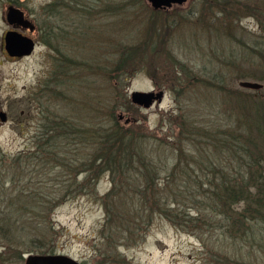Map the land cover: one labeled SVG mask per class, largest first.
Masks as SVG:
<instances>
[{
    "label": "rangeland",
    "instance_id": "374dc122",
    "mask_svg": "<svg viewBox=\"0 0 264 264\" xmlns=\"http://www.w3.org/2000/svg\"><path fill=\"white\" fill-rule=\"evenodd\" d=\"M201 1L186 0L182 4L154 8L148 0H0V110L7 113V120L0 122V174L7 173L10 157L33 147L40 113L42 116L44 111L64 114L66 108L72 113L77 104L85 115H94L104 122L109 118L111 92L118 95L119 91L116 98L119 101L123 93L131 100L134 90H163L159 103L148 108L138 105L139 110L133 112L119 101L115 112L126 127L131 119H140L141 131L148 136L144 139L150 157L147 159L152 158L161 168L158 179L163 186L166 171L175 165V149L181 147L186 157L191 154V148L196 149L188 134L178 141L181 129L177 125H181L182 114L190 115L188 123L198 124L202 130L211 122L227 123L231 113L235 115V103L225 99L218 78L224 81L221 85L241 98L264 99V58L260 54L264 53V0H241L242 6L236 7L237 3L233 2L236 5L230 8L213 6L212 9L204 7ZM57 2L66 11L63 21L58 12L54 14L56 10L50 11ZM9 6L25 11L38 26L34 32H25L36 40L33 52L15 61L4 48L5 32L18 30L6 18ZM81 7L86 9L85 15L80 14ZM61 26L69 33L61 30ZM49 27L52 32L47 40L51 42L47 44L44 31ZM150 31L161 54L154 62L135 63L137 69L132 67L133 71H126L121 77L102 78L103 74L95 77L98 63H111L119 56V48L149 40ZM65 60L81 62L83 67L76 65L64 76L61 70L62 64L67 63ZM153 75L158 76L155 77L158 82ZM242 80L258 81L263 86L245 87L240 84ZM48 85L51 88L46 90ZM63 93L74 97L66 107ZM101 98L105 103L98 110H90V105ZM193 108L195 113L189 114ZM42 175L40 184L43 182L41 186L46 187L49 175L45 172ZM26 176L33 177L30 173ZM36 177L40 179V175ZM36 177L29 183L32 187ZM25 178L13 183L15 190L24 187ZM111 185L109 174H104L95 191L58 203L48 219L37 213L38 209L35 213L31 207L25 210L21 220L49 222L46 237L42 241V226L33 236L24 237L25 242L20 237L17 241L0 238V264H25L27 255L36 253L65 254L83 264H103L97 250L105 218L100 196ZM219 232L213 237H219L216 236ZM143 233L142 238L121 242L118 249L133 264H206L208 251L202 241L176 227L160 212L154 213ZM46 238L50 243L45 246L52 247L50 252L33 250L26 244L27 240L42 241L37 249L44 248Z\"/></svg>",
    "mask_w": 264,
    "mask_h": 264
},
{
    "label": "trees",
    "instance_id": "16d2710c",
    "mask_svg": "<svg viewBox=\"0 0 264 264\" xmlns=\"http://www.w3.org/2000/svg\"><path fill=\"white\" fill-rule=\"evenodd\" d=\"M233 2L237 3L236 7L244 5L241 0L201 1L209 9L230 8L236 5ZM80 11L85 15L86 9L81 7ZM147 37L149 40L136 46L119 48V56L111 63H98L95 77L98 74L108 79L121 77L126 71L131 72L132 67L136 70L142 62H154L161 55L160 49L152 41L151 31ZM260 54L264 58V53ZM66 62L61 70L64 76L76 65L83 67L81 62ZM155 77L158 76L153 75L158 82ZM222 81L218 78L219 89L223 90L225 99L235 103V115L229 113V122L218 125L211 122L202 130L198 124L188 123L190 115L182 114L181 125L179 122L177 125L181 129L178 141H183L188 134L196 149L191 148L187 157L181 147L175 149V165L166 171L163 186L159 180L161 168L152 158L147 159L150 157L144 139L148 136L141 131L140 119H131L126 127L115 114L119 101L128 110H139L124 93L119 101L116 100L119 91L118 95L109 94L111 108L108 121L104 122L94 115H85L76 102L72 113L67 108L64 114L44 111L42 116L40 113L33 147L10 157L7 173L0 174V238L17 241L20 237L25 242L24 237L33 236L43 226V241L49 222L21 220L25 210L31 207L35 213L38 209L37 213L48 219L58 203L95 191L99 179L109 174L112 185L100 196L105 218L97 250L103 264H133L118 249L121 242L142 238L155 212L167 216L176 227L202 241L208 251L206 264H264V99L241 98L221 85ZM66 83L64 80L63 84ZM63 95L66 107L74 97ZM97 103L89 109L98 110L105 99ZM195 111L193 108L189 114ZM44 172L49 175L46 187L41 186L43 182L40 184ZM27 173L33 177L40 175L34 187L29 185L34 181ZM23 176L26 177L24 187L15 190L13 183ZM217 231H220L216 234L219 237L214 238ZM42 241L27 240L26 244L33 250L50 252L52 247L45 246L50 243L47 238L44 248L37 249ZM19 256L22 258L21 253Z\"/></svg>",
    "mask_w": 264,
    "mask_h": 264
},
{
    "label": "water",
    "instance_id": "95a60500",
    "mask_svg": "<svg viewBox=\"0 0 264 264\" xmlns=\"http://www.w3.org/2000/svg\"><path fill=\"white\" fill-rule=\"evenodd\" d=\"M154 8L170 7L174 3L182 4L186 0H148ZM6 18L9 23L22 21L24 18L23 10L9 6L6 11ZM5 48L11 55H27L30 54L34 48L33 38L26 34L15 30H7L4 34ZM240 84L249 88H261L263 83L251 80H242ZM164 96V91L159 90H134L131 92L130 97L133 103L148 108L154 103L161 102ZM122 117V115L120 116ZM7 120V113L0 110V122ZM25 264H83L77 259L65 254L47 253V254H29L26 257Z\"/></svg>",
    "mask_w": 264,
    "mask_h": 264
},
{
    "label": "flooded vegetation",
    "instance_id": "af4514ba",
    "mask_svg": "<svg viewBox=\"0 0 264 264\" xmlns=\"http://www.w3.org/2000/svg\"><path fill=\"white\" fill-rule=\"evenodd\" d=\"M55 6H52V7H55V8H53V9H51L50 11L52 12V10H56V12H54V14L55 15H57L58 14V16L59 15H61V21H63L64 20V18H63V15L65 14V12L66 11H64L63 9L61 10V8H59V3L57 2V4L55 3L54 4ZM62 5V4H61ZM24 12V18H23V20L22 21H17V22H14L13 23V26H14V28H17L18 30H21L22 32H24V34H26L25 32L26 31H35V29H37L38 28V26H37V24L32 20V19H29L28 18V15L25 13V11H23ZM58 12V13H57ZM57 13V14H56ZM65 16V15H64ZM62 28H61V30H65L67 33H69L65 28H63V26H61ZM60 30V31H61ZM51 32H52V28L51 27H49L48 29H46L45 31H44V35H46L45 36V38H46V40H47V36L48 37H50V34H51ZM60 33V32H59ZM61 34V33H60ZM27 36H28V34H26ZM55 36H58V33L55 35ZM62 36V35H61ZM31 37V36H30ZM63 37V36H62ZM33 38V37H32ZM33 40H34V48H35V45H36V40L33 38ZM48 42L50 43L51 41L49 40H47V41H45V43H47L48 44ZM4 48H5V44H4ZM34 48H33V50H34ZM33 50H32V52H33ZM31 52V53H32ZM30 53V54H31ZM28 55V54H27ZM9 57H10V59L11 60H13V61H15V60H18V59H21V58H23L24 56H22V55H11L10 53H9Z\"/></svg>",
    "mask_w": 264,
    "mask_h": 264
}]
</instances>
